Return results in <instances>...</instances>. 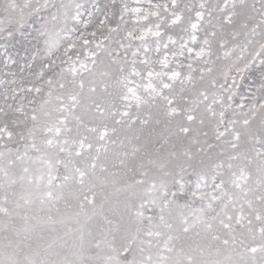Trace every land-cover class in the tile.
Returning a JSON list of instances; mask_svg holds the SVG:
<instances>
[{"label": "snow or ice", "instance_id": "1", "mask_svg": "<svg viewBox=\"0 0 264 264\" xmlns=\"http://www.w3.org/2000/svg\"><path fill=\"white\" fill-rule=\"evenodd\" d=\"M0 264H264V0H0Z\"/></svg>", "mask_w": 264, "mask_h": 264}]
</instances>
